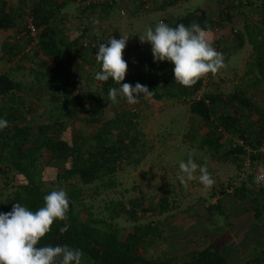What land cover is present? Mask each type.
Segmentation results:
<instances>
[{"label":"trees","instance_id":"trees-1","mask_svg":"<svg viewBox=\"0 0 264 264\" xmlns=\"http://www.w3.org/2000/svg\"><path fill=\"white\" fill-rule=\"evenodd\" d=\"M12 1L16 9L9 0H0V31L8 36L12 31L23 38L24 45L5 42L8 61L14 64L33 53L44 59L39 60L30 82L15 78L11 71L0 73V119L9 122L0 130V212L12 211L17 202L38 211L45 205V195L63 189L70 201L68 220H57L38 246L79 249L81 264H264V184L255 182L264 167V99H259L264 98V0H246L257 5L259 22H250L238 0H193L197 1L193 7L174 20L173 27L195 22L212 32L213 46L223 56L230 50L227 37L235 40L236 47L251 44L248 69L233 91L215 86L211 73L192 87L182 86L175 81L172 62L151 66L152 57L147 58L149 53L144 50L140 57L124 58L129 67L122 83L133 87L140 83L152 91L147 98L139 94L141 104L169 99L187 104L194 122L190 139L210 159L230 162L237 170L234 180L218 190L216 201H211L215 195L204 200L209 218L196 215V222L182 227L169 224L171 214L165 220L157 218L176 208L168 196L109 199L103 215L88 202V198L117 186V175L125 164L139 165L153 148L142 133L141 117L146 108L129 105L120 97L118 104L111 103L109 90L118 87L111 78L83 90L84 76L76 55L80 41L70 40L68 31L76 22L84 33L93 27L94 4L84 5L86 0ZM123 1L142 6L141 0ZM183 1L169 0L168 4ZM246 1L242 0L241 6ZM149 2L151 7L143 9L145 12L154 8V0ZM70 4L73 7L67 12ZM236 12L243 16V29L237 28ZM30 23L38 31L37 42L29 32ZM150 46L146 43L143 48ZM81 47L85 49L80 43ZM91 59L98 62L96 55ZM145 67L147 72L142 71ZM38 86L48 90L49 105L38 119H28L33 113L29 92ZM71 124L80 130L68 140L64 134ZM49 166L57 170L51 181L44 176ZM122 217L131 222L128 228L116 221ZM65 224L68 230L61 232ZM208 224L224 226L223 234L215 235ZM188 237L202 244L178 249ZM163 243L168 248L162 249Z\"/></svg>","mask_w":264,"mask_h":264},{"label":"rangeland","instance_id":"rangeland-1","mask_svg":"<svg viewBox=\"0 0 264 264\" xmlns=\"http://www.w3.org/2000/svg\"><path fill=\"white\" fill-rule=\"evenodd\" d=\"M251 1L257 3L258 0ZM261 1L262 0H259L258 2ZM196 2L197 1L193 2V0H189L187 5H183L181 3L180 6L183 8V11L184 9L189 10ZM9 4L16 9V5L12 0H9ZM209 4L212 5L211 2ZM72 7L73 4L68 5L66 11L69 12ZM244 10L246 16L250 19V22L260 21L257 5L246 3L244 5ZM177 13L179 14L181 11L173 13L167 12L166 10L151 11L146 15L147 18L143 17V19H147L149 25L152 27H155V25L161 21L173 27ZM180 16H182V14ZM235 17L237 18V21H239L237 23V28L243 29L241 24L243 23V16L236 12ZM132 32L133 39L135 40L134 42H136L139 39V31L135 29V31ZM8 34L9 33L0 31V73L11 71L15 78L22 79L25 82H30L34 79L35 73L33 71H36L39 60L44 58L41 54L38 55L33 53L31 58L24 59L23 61L20 60L14 64L9 62L7 58L8 55L3 50L5 42H7L10 46L13 44L23 46L24 41L23 38L19 39L16 37L17 35H15L12 31L9 36ZM242 34L244 35V33ZM68 36L69 39L72 40L75 37L74 31L68 32ZM245 36H247V34H245ZM227 41L230 45V50L224 54L227 67L221 69L220 72L213 78L216 82L215 86L220 87V89L225 92H230L235 90V88L239 85L242 76L248 69L247 67L248 62L251 59L252 46L249 42H246L242 48L236 47L235 40H230V37H227ZM143 47L144 46H141L140 55H142V50L144 49ZM146 51L149 53L147 58L151 59L152 57V62H149V65L156 66L159 61L154 59L152 46H150V48ZM131 55L139 57L138 50H133V54ZM134 61L135 60H129L131 64L139 63ZM15 65L16 68H13ZM149 65L147 67L151 71V67ZM147 67L143 68L142 71L147 72ZM97 72H99V70L95 66H93V68L90 67V69L84 68L81 71L84 76V83L82 86L83 90L87 89L88 85H92V88L97 86L96 84L99 83L98 80L95 79V74ZM87 74L89 75L88 77ZM207 80L208 79L206 78L205 82H207ZM127 81L134 82L135 79H128ZM29 96H31L33 100V105L31 107L33 113L28 116V119H38V117H40L39 113L43 112L49 105L48 90L38 86L35 89L30 90ZM259 99L261 101L264 98ZM136 106L146 108L145 115L141 117L142 133L147 140V144H149V146H153V148H149L147 156L139 165L134 166L133 164H125L124 169L120 170L117 175V186L113 189H106V191L96 194L92 198H88V202L93 204L94 211L98 215H103L106 213L105 205L109 199L114 198L116 200H128L129 198L136 196L148 198L168 196L170 197L172 203L175 204L176 208L164 215H158L157 218L165 220V218L171 214L172 217L169 219V224H181V227L196 222V215L202 216L203 218H206L205 220H207L210 215L204 200H209L212 198V195L216 196L219 189L226 187L229 182L234 180L237 172L235 166L230 162L214 161L210 159L208 154H205L201 149H199L196 142L193 141V139H190L188 135H190V129L194 122L191 119L192 115L187 104L169 99L160 102L151 101L148 105L146 103L141 104V102H139ZM79 128L80 127L71 124L70 129H68L64 134L65 138L70 140L80 130ZM190 156L197 164L203 165L205 162L207 163L208 170L212 174L213 179L216 181L213 188L206 189L198 179L190 181L187 189H185V187L180 183L178 179V174L180 173L179 164L181 161L187 162ZM261 172H264V167L261 168ZM56 175V167L49 166L46 168V171H44L45 179L48 181L56 179ZM196 175L199 176V172H197ZM1 185L2 181L0 180V189ZM7 192V189L4 190L5 196ZM1 196L2 194L0 192V197ZM216 198L217 196L211 199V201H216ZM152 218L155 219V217ZM116 221H118L122 227L126 226L128 228L131 224V222L126 221L123 217L117 218ZM190 227L191 226H189V228ZM207 227L210 230H213L215 235L219 236L223 234L224 226L208 224ZM172 229L173 227L169 228L168 231H172ZM197 239L198 238L194 236V240ZM192 240L188 237L181 243V245L178 246V249L182 250L183 245L192 244L193 246H199L202 244L201 240H198V243H193ZM169 247V249H175L174 247ZM164 248H168L165 243L162 244V249Z\"/></svg>","mask_w":264,"mask_h":264},{"label":"clouds","instance_id":"clouds-1","mask_svg":"<svg viewBox=\"0 0 264 264\" xmlns=\"http://www.w3.org/2000/svg\"><path fill=\"white\" fill-rule=\"evenodd\" d=\"M139 34L141 43L151 44L156 61L174 64L175 81L182 86L192 87L209 73L215 76L227 67L223 54L214 48L208 32L198 23L190 26L180 23L171 27L161 21L155 27L147 26ZM128 39L125 35L121 39L112 36L107 44H99L96 54L102 70L95 74V79L107 82L111 78L118 85L110 88L108 93L113 104H118L120 97L129 105H135L140 102V93L144 98L152 95V91L143 84L136 83L133 87L130 83H122L129 67L124 59ZM8 126L6 119H0V130ZM179 169L178 179L185 189L190 181L197 179L206 189L216 184L206 162L197 164L190 156L187 162H180ZM255 182L258 186L264 184V172L256 175ZM44 202L45 205L35 212L19 202L12 211L0 212V264H81L83 253L79 249L68 245L38 246L57 220H68L70 208L68 194L63 189L45 195ZM67 230V224L60 229L61 232Z\"/></svg>","mask_w":264,"mask_h":264},{"label":"crops","instance_id":"crops-1","mask_svg":"<svg viewBox=\"0 0 264 264\" xmlns=\"http://www.w3.org/2000/svg\"><path fill=\"white\" fill-rule=\"evenodd\" d=\"M168 1L169 0H154V8L151 11L166 10L167 12L171 13L181 11V13L179 14L182 15L187 12L186 9H184V11L182 10L183 8L180 6L181 3L175 2L172 4H168ZM241 1L242 0H238V5L240 6V8H243L244 6H241ZM187 3V0H184L182 2L183 5H187ZM104 6L105 4L102 6H93L95 7L92 14L94 19L93 27H91V29H88L86 33L83 32L79 22H76L74 29L70 28L68 31H74L75 37L72 40L77 39L78 42L80 41L78 44L79 47H77L76 49V55L78 56V62L80 63L79 71H82L84 68H93V66H95L98 70H102L101 64L96 61L94 63V61L92 62L93 59H91V56H95V52L92 48V42L96 41L97 39H100L101 43L107 44L108 39H110L112 36L116 39H121L122 35L128 36L129 39L124 50V58L127 59L128 56L133 54V50L135 49L138 50V55L140 57L141 46H146V43L140 42V38L136 42H134L135 40L133 39L132 31H135L136 29L139 31V33H141L145 31L147 26H150L148 20H144L143 17L147 18L146 15L149 14L151 11L145 12L138 2L135 3L133 1L124 4V1L118 0L116 5L107 6L106 8ZM123 8L125 9V13H122ZM179 14L177 13V17L179 16ZM206 31L208 32L209 37L212 39V41H214L213 33L209 30ZM86 38L89 41V45H85ZM80 43L85 49H83L82 47L80 48ZM143 50L146 51L147 48H144ZM76 68L78 70L77 66Z\"/></svg>","mask_w":264,"mask_h":264},{"label":"built area","instance_id":"built-area-1","mask_svg":"<svg viewBox=\"0 0 264 264\" xmlns=\"http://www.w3.org/2000/svg\"><path fill=\"white\" fill-rule=\"evenodd\" d=\"M123 1V0H122ZM118 2V0H86L83 2L84 5H88V4H94V5H104L106 3L108 4H116ZM142 3V8L143 9H148L151 7V4L149 2V0H141ZM122 13H125V10H122ZM29 32L31 33L32 38L34 39V42H37V34L38 31L35 27V25H33L32 23L29 24ZM108 43V42H107ZM99 44H101V40L97 39L96 41L92 42V48L93 51L95 52V55L99 52ZM85 45H89V41L86 38L85 40ZM30 48V47H29Z\"/></svg>","mask_w":264,"mask_h":264}]
</instances>
